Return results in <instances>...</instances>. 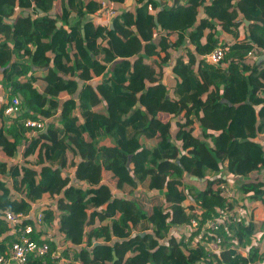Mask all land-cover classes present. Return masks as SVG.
Wrapping results in <instances>:
<instances>
[{
  "label": "trees",
  "instance_id": "obj_1",
  "mask_svg": "<svg viewBox=\"0 0 264 264\" xmlns=\"http://www.w3.org/2000/svg\"><path fill=\"white\" fill-rule=\"evenodd\" d=\"M136 2L140 11L124 9L102 27L93 17L101 0H0L8 93L0 101V255L12 239L6 211L55 200L44 224L26 220L50 245L29 264H259L264 245L252 238L264 218L252 209L247 224L207 231L208 240L222 238L220 251L169 234L193 217L204 226L235 202L264 209V63L249 57L264 54V0ZM16 6L33 14L9 22ZM202 7L206 17L192 30ZM245 21L249 36L222 41L217 27L238 37ZM219 42L229 49L214 64L205 55ZM16 50L27 59L13 60ZM174 59L172 95L157 97L148 85L164 87ZM15 97L21 109L9 115ZM28 119L46 120L47 131Z\"/></svg>",
  "mask_w": 264,
  "mask_h": 264
},
{
  "label": "built area",
  "instance_id": "obj_2",
  "mask_svg": "<svg viewBox=\"0 0 264 264\" xmlns=\"http://www.w3.org/2000/svg\"><path fill=\"white\" fill-rule=\"evenodd\" d=\"M102 9L97 16L101 17L107 23H112L113 19L121 12L118 6V2L113 0H101ZM150 10H153V6H149ZM105 24V25H106ZM104 24L100 26L104 27ZM228 47L222 42L218 43V46L214 48L210 53L205 55V59L211 63L219 64L225 57ZM254 50L250 51L249 57L256 58ZM21 109V99L15 97L12 103L6 110L9 115H16ZM47 121H36L34 119H28L26 125L28 127H37L38 129H44ZM229 182L235 183L236 177L230 175ZM222 194L234 200L237 195H235V190L233 187L229 186L227 183L221 184ZM57 208V203L55 200L46 201L40 204L39 209L33 206L29 213H14L12 211H6V219L8 221V234L12 236L11 243L9 245L8 253L0 255V264H29L30 257H44L49 253L50 245L48 242H38L33 238L35 233L34 226L32 224H27L26 220L33 217L34 221L41 225L44 224L45 210L48 208ZM189 212V211H188ZM195 212L198 215L202 214V210L196 209ZM251 216L250 208L242 205L241 202H235L233 209L227 212L222 211L221 215L213 219H208L204 226H201L199 218H191L190 222L186 223V229L183 226L175 225L171 228L172 230H179L180 234L178 238H182L186 235L185 242L191 246H196L198 243H203L211 248L214 252L220 251L222 247V238L216 237L215 239L208 240L207 231H218L227 221L236 223L247 224L248 217ZM199 231L195 235H192L193 231ZM171 231L169 236L172 237ZM184 233V234H183ZM47 239H50L51 233L47 234ZM253 244L258 245L264 243V229L257 231L252 238ZM61 247V246H60ZM55 253H53L54 256Z\"/></svg>",
  "mask_w": 264,
  "mask_h": 264
},
{
  "label": "crops",
  "instance_id": "obj_3",
  "mask_svg": "<svg viewBox=\"0 0 264 264\" xmlns=\"http://www.w3.org/2000/svg\"><path fill=\"white\" fill-rule=\"evenodd\" d=\"M115 2H118L117 0H113ZM161 1L163 4L167 5L169 8L172 6L173 4V0H159ZM207 3H211L213 0H206ZM236 3H238L240 0H235ZM235 3V6L237 7ZM118 6L120 8V11L124 10V9H134V11L136 12V10L140 11L141 8H142V5H139L137 4L136 0H125L123 3H119L118 2ZM33 14V11L32 9H24V8H21V7H18L16 6L15 8H11L10 10V7H9V16L6 18L9 22H12L16 19V17L20 16V15H32ZM33 17H35L33 15ZM89 17H92V16H89ZM93 17H95V21L97 23H101V25H105L107 22L105 20H103L101 17L99 16H96V15H93ZM206 17V12H205V9L204 7L201 8V11L199 13V17H198V21L196 22V24L193 26V30L196 29V27L198 26L199 22ZM239 18L240 19H244V16H243V13L240 11L239 12ZM110 25H112L113 23H109ZM157 26H158V29L159 30H162L164 29L162 24L160 22L157 21ZM246 24H249L248 22H244L240 27H239V36L238 37H234V35L232 33H227V32H224L222 31L221 27H217L218 29V34L220 37H222V41L224 42H230V41H236V40H240V39H243L245 38V36H249V32L247 33V25ZM208 32H205L204 33V36H202L200 38V41L201 42H204L206 40V36H207ZM7 39L6 35L3 34V33H0V43L2 42H5ZM189 39L190 37L187 36L186 37V41L189 42ZM195 46L194 44H190V48ZM192 51H195L194 48H192ZM39 50L37 47H34L33 48V53H38ZM177 54H180V52L178 51ZM263 55V54H262ZM174 56H176V53L174 54ZM261 55H257L256 56V60H258V58L260 57ZM27 59V54L19 51V50H16L14 52V57H13V60H17V61H23V60H26ZM176 60L174 59L172 61V63L170 64V68L169 70H167V72H165V75H164V79H163V85L164 87H156V84H149L148 87L152 90V92L157 96V97H162L163 95H167V96H171L172 95V91L174 89V86L176 84V81L174 79V76H173V67H174V64H175ZM258 63V62H257ZM264 63V62H263ZM40 69H37L36 71H39ZM5 71V70H4ZM44 72V70H42ZM4 77V72L1 71V75H0V101L4 102L7 97H8V93L3 89V86L1 84L2 82V79ZM104 78V75L97 78L96 81H99V80H102ZM84 82L83 81H80V85L82 86ZM167 92V93H166ZM78 100V99H77ZM57 118H60V115L56 116ZM48 123V122H47ZM48 124H46L45 126V130L47 128ZM44 130V131H45ZM112 140H106L105 142L108 144V145H112ZM46 202V201H45ZM250 203H255V202H250ZM258 204L255 205V207L257 206V209L255 210V217L259 220H262L264 218V209H263V206L261 203L259 202H256ZM252 204V205H253ZM40 207V204H38L36 206V209H39ZM262 245H264V243H262ZM61 264V263H60ZM259 264H264V261L260 262Z\"/></svg>",
  "mask_w": 264,
  "mask_h": 264
},
{
  "label": "rangeland",
  "instance_id": "obj_4",
  "mask_svg": "<svg viewBox=\"0 0 264 264\" xmlns=\"http://www.w3.org/2000/svg\"><path fill=\"white\" fill-rule=\"evenodd\" d=\"M35 73L42 74L43 71H42V70H39V71H36ZM235 183H238V182H235ZM188 204H190L189 201L185 202V205H186V206H188ZM256 204H258V203H254L253 205L250 204V207H251L250 209L254 210V212H255V210L257 209V206L255 207ZM179 234H180L179 230H172V231H171V235H173V236H175V237H178Z\"/></svg>",
  "mask_w": 264,
  "mask_h": 264
},
{
  "label": "water",
  "instance_id": "obj_5",
  "mask_svg": "<svg viewBox=\"0 0 264 264\" xmlns=\"http://www.w3.org/2000/svg\"><path fill=\"white\" fill-rule=\"evenodd\" d=\"M192 28H193V27H192ZM192 30H193V29H192ZM188 34H189V33H188ZM257 62H258V64H262V63L264 62V54L261 55V56L258 58ZM5 69H6V68H0V71H3V72H4ZM20 96H21V98L23 99V96H22V95H20ZM48 126H49V125H48ZM48 126H47L45 132L47 131Z\"/></svg>",
  "mask_w": 264,
  "mask_h": 264
},
{
  "label": "clouds",
  "instance_id": "obj_6",
  "mask_svg": "<svg viewBox=\"0 0 264 264\" xmlns=\"http://www.w3.org/2000/svg\"><path fill=\"white\" fill-rule=\"evenodd\" d=\"M113 23V22H112Z\"/></svg>",
  "mask_w": 264,
  "mask_h": 264
}]
</instances>
